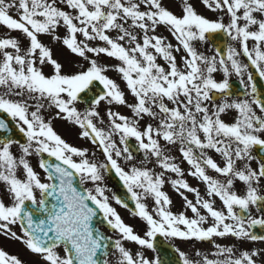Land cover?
Listing matches in <instances>:
<instances>
[{"label":"snow or ice","instance_id":"1","mask_svg":"<svg viewBox=\"0 0 264 264\" xmlns=\"http://www.w3.org/2000/svg\"><path fill=\"white\" fill-rule=\"evenodd\" d=\"M257 81L264 0H0V264H264Z\"/></svg>","mask_w":264,"mask_h":264},{"label":"rangeland","instance_id":"2","mask_svg":"<svg viewBox=\"0 0 264 264\" xmlns=\"http://www.w3.org/2000/svg\"><path fill=\"white\" fill-rule=\"evenodd\" d=\"M111 75H114V74H111ZM120 110L124 114H128L125 109H120ZM64 125L65 124H62L60 122H56V124H55V128H56L57 132L59 134H61L63 138H65L68 142L73 143L75 145H84L85 144L84 141H81V140L77 139V135H76L77 130L76 129H73L71 127H68L67 128V126L65 127ZM177 155H178V153H177ZM33 163H35V161ZM166 187H167V190H169V192L173 193L172 190H171V188H170V186H166ZM173 194H175V193H173ZM114 206H116V205H114ZM116 207H117V210L120 212L121 216L124 217L127 220V222H131L130 215L127 212L122 211L119 208V206H116ZM220 242L221 243H231V241H220ZM3 246L6 248L8 246L7 242L6 243L4 242L3 243ZM186 246H188V245H186ZM203 247L207 248L208 245L207 246L206 245H203ZM251 247H252V245H251ZM24 256H25V254H24Z\"/></svg>","mask_w":264,"mask_h":264},{"label":"flooded vegetation","instance_id":"3","mask_svg":"<svg viewBox=\"0 0 264 264\" xmlns=\"http://www.w3.org/2000/svg\"><path fill=\"white\" fill-rule=\"evenodd\" d=\"M188 179H189V182H190L191 184H193V185H196V184H197L196 181L193 180L192 178H188ZM169 194H170L173 198H176L175 194H173V193H171V192H169ZM174 203H175V206H176V209H177L178 205L176 204V202H174ZM5 243H6V242H5ZM7 244H8V246L6 247V250H7V251H9V252H11V253H17V252H19V253L22 255L23 249H22L19 245L10 244V243H7ZM182 247H188V246H186V245H182ZM197 247H201V245H197ZM245 247H251V244H247V245H245ZM22 257H23V256H22Z\"/></svg>","mask_w":264,"mask_h":264},{"label":"water","instance_id":"4","mask_svg":"<svg viewBox=\"0 0 264 264\" xmlns=\"http://www.w3.org/2000/svg\"><path fill=\"white\" fill-rule=\"evenodd\" d=\"M257 86H258V87H262V86H264V82L257 81ZM111 182H112V184L115 183V181H111Z\"/></svg>","mask_w":264,"mask_h":264}]
</instances>
